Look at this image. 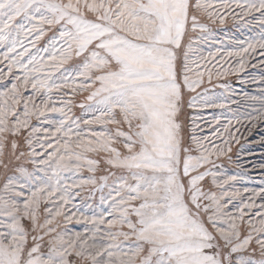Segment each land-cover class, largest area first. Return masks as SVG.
Returning a JSON list of instances; mask_svg holds the SVG:
<instances>
[{"label":"snow or ice","instance_id":"obj_1","mask_svg":"<svg viewBox=\"0 0 264 264\" xmlns=\"http://www.w3.org/2000/svg\"><path fill=\"white\" fill-rule=\"evenodd\" d=\"M262 126L264 0H0V264H264Z\"/></svg>","mask_w":264,"mask_h":264},{"label":"rangeland","instance_id":"obj_2","mask_svg":"<svg viewBox=\"0 0 264 264\" xmlns=\"http://www.w3.org/2000/svg\"><path fill=\"white\" fill-rule=\"evenodd\" d=\"M227 34V36H236V37H241V32H237L236 29L233 27L232 25V22L229 21L227 23V25L222 29V30H217V35L221 38H224V39H227V36L225 35ZM250 33H247V31L245 30L244 31V35H249ZM249 71H256V70H253V69H249ZM243 75V74H242ZM225 81L224 80H220V81H213L212 84H209V89L211 91H214L217 95H219L220 91H222L218 85L219 84H222L224 83ZM227 82L231 84V87L233 89L236 90V92H241L243 90H250V91H255L256 90V86L255 85H241L239 80H237V78L235 76H230L227 78ZM213 85H217L215 88H213ZM74 111H76L77 115H79V110L78 109H75ZM220 110L219 109H206L204 110V117L205 119H211V116L214 115V114H219ZM58 118V117H57ZM222 122H223V118H222ZM236 127H239V125H236ZM242 132H244V129L242 128L241 129ZM245 135H247V133L245 132L244 133ZM261 134H264V126L260 127V128H257L256 130H254L253 132V138H258L259 135ZM238 147V146H237ZM255 152L257 155L261 154V153H264V149H260L258 146L255 148ZM254 177H257L258 179V176L257 174L254 172L252 173ZM250 187L252 186H255L254 184H250L249 185ZM82 195H84V193H82ZM97 201H98V197H97ZM76 203H80V199L77 198ZM91 202V201H89ZM75 224V222H74ZM70 227H72V225H70ZM75 230H80V225L76 224L75 225Z\"/></svg>","mask_w":264,"mask_h":264}]
</instances>
